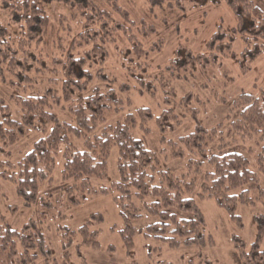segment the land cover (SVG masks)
Masks as SVG:
<instances>
[{"label":"trees","instance_id":"obj_1","mask_svg":"<svg viewBox=\"0 0 264 264\" xmlns=\"http://www.w3.org/2000/svg\"><path fill=\"white\" fill-rule=\"evenodd\" d=\"M96 1L0 0V12L7 20L6 26L0 23V80L12 89L11 99L21 112V117L15 120L7 103L0 98V181L14 187L24 207L37 205L42 209L38 220L27 221L18 231L13 230L0 213V264H37L40 259L45 264H56L42 230L41 220L45 213L57 206H65L69 210L94 197L108 195L113 196L123 223V227L110 230L117 232L131 259L133 240L138 233L171 250L198 249L196 258L187 264H213L202 250L213 248L214 239L206 232V221L195 198L214 200L228 213L231 222L242 227L236 207L238 203L253 205L254 202L245 197V192L236 195L234 191L256 182L257 172L264 173V88L259 89L256 95L241 92L227 116L236 138L244 141L254 139L256 173L251 170L246 157L235 152L224 153L221 145L215 153H207L211 143L222 135L219 132L221 125L207 131L198 122L196 109L185 111L195 121V130L191 134L177 142L167 141L164 137L160 139L164 145L161 152L166 158L185 161V166L178 173L163 170L159 154L148 150L138 134L147 136L151 121L164 135L181 124L173 109L178 103H189L191 96L178 97L175 89L169 86L170 80L165 78V72H169L170 78L175 75L172 79L184 80L187 75L193 76L200 67L217 64L218 57L213 53L219 51L224 55V48L228 55L226 58H234L231 46L238 36L243 50L237 62L241 73H248L251 64L264 55V13L250 0H206L212 5L221 1L232 14L235 25L229 36L223 31L215 32L203 52L198 54L190 49H177L175 58L165 68H159L160 72L151 80L145 60L150 53L162 50L161 40L148 47L143 44L156 34L153 26L140 23L134 31L141 39L134 34L131 36L130 31L113 18L117 16L124 25H134L127 12L118 5V0H104L110 12L101 9ZM52 2L75 11L76 24H81V31L68 45L62 44L60 32L56 44L52 41L61 57L52 63L63 70L61 94L50 86L41 95L24 97L21 95L35 87L30 73L46 69L47 52L44 53L50 25L47 6ZM13 26L21 28L20 36H11L9 30ZM90 27H96V30ZM120 33L122 37H128V49H120L117 42ZM31 47H35L34 52L29 53L27 50ZM79 49L82 53L78 52ZM118 52L122 56L120 62L125 75L133 78V83L139 86V93L155 96L157 89L162 92L168 109L159 116H154L148 109H137L134 114H126L122 119L109 123L124 110L121 94L130 90L129 85L118 84L117 78L105 67L110 55L117 56ZM129 55L132 57L128 58ZM88 66L93 70H88ZM90 89L91 94L84 96L83 93ZM60 97L74 124L62 122L50 112L51 102L59 105ZM220 101L224 102V99ZM234 115L236 117L231 120ZM29 131L40 133L42 138L17 163H11L8 160L10 148ZM113 149L117 151V180L108 189H96L94 181L108 178V159ZM58 159L62 160L61 180H72L75 185L60 194L42 195L40 188L52 179ZM258 193V199L264 204V192L259 190ZM142 212L156 218L157 222L136 231L131 223L143 218ZM64 218L65 214L61 213L59 220ZM92 219L76 231L59 225L56 234L65 259L78 238L81 246L99 248V231L95 229L98 221L95 217ZM254 222L256 237L250 246L235 236L231 237L241 264H264V251L261 249L264 217L255 216ZM129 264L136 263L131 261Z\"/></svg>","mask_w":264,"mask_h":264},{"label":"rangeland","instance_id":"obj_2","mask_svg":"<svg viewBox=\"0 0 264 264\" xmlns=\"http://www.w3.org/2000/svg\"><path fill=\"white\" fill-rule=\"evenodd\" d=\"M250 1L264 13V2L261 0ZM96 2L101 9L110 12V8L104 3V0H97ZM118 5L127 12L129 21L133 22L134 25L128 26L126 23L124 25L117 16H113V18L119 24H122L125 30H129L131 36L133 34L137 36L134 31L136 25L145 23L148 26H153L156 31L154 36L143 42L145 47H148L156 40H161L162 50L158 53H150L147 60H145L148 65L147 75L151 80L160 72L159 68H165L169 61L175 58L177 49L184 48L186 50L190 49L194 54L201 53L215 32L223 31L229 36L231 28L235 25L232 14L221 1H217L212 5L206 0H118ZM47 13L50 18V25L44 53L46 54L47 52L45 59L46 69L43 72L30 73L35 87L21 95L24 97L30 94L41 95L50 86L57 88L59 95L61 94L63 70L61 66L52 64L54 59L61 57L58 56V52L56 53L52 41L54 43L57 41V35L60 32L62 44L68 45L69 42L73 41L77 33L81 31V24H76L78 19L75 11L67 9L63 4L58 2L50 3L47 6ZM5 17V14L0 12V23L2 26L7 25ZM114 24L115 22L111 26ZM90 28L96 30V27ZM9 32L12 37H18L21 34V28L13 26ZM130 34L127 36H130ZM126 38L128 39V37H122L121 33L117 36L120 49L129 48L130 45ZM137 38L141 39L140 36H137ZM34 48L31 47L27 51L32 53ZM231 50L235 54L234 58H226L228 55L225 48L223 49L225 56L219 51L214 52L213 54L218 57L217 64L213 66L207 64L204 67H200L193 76L187 75L184 80L172 79L175 75H170V78L169 72L164 73L165 78L170 80L169 86L175 89L178 97L190 95L191 98L189 103H178L174 107L173 112L181 122L174 131L164 135L155 122L151 121L149 124L150 133L147 136L138 134L148 150L159 154L160 166L163 170L178 173L185 166V161L166 158L164 153L161 152L164 149V145L160 143L161 137H164L167 141L177 142L179 138L191 134L195 130V121L185 111L187 109H196L194 112L198 115V122L207 131L221 125L219 132L222 135L211 143L207 153H215L221 145L224 153L235 152L246 157L251 170L256 173L254 139L244 141L236 138L229 127L230 122L227 116L232 103L241 92L256 95L259 89L264 88V55L259 56L251 64L248 73L242 74L237 59L243 50V44L238 36L235 37ZM78 52L82 53V49H79ZM119 53L117 56L110 55V60L105 67L117 78L118 84H127L130 90L121 94L124 101V110L119 112L114 118H111L109 123L122 119L126 114H134L137 109H148L154 116H159L163 110L168 109L164 104L162 92L157 89L155 96L139 93V86L133 83V78L125 75L123 63L120 62L122 56ZM132 55H129L128 58H131ZM31 56L33 55L31 54ZM88 70L92 71L93 68L88 66ZM173 73L177 75V72ZM99 87L103 88L102 85H99ZM91 92L92 89L86 90L83 95L89 96ZM12 95V89L8 88L0 80V98L9 106L13 118L18 120L21 117V112L11 99ZM221 98L224 99V102L220 101ZM177 99L175 98V101ZM51 105L50 112L58 120L74 124L73 118L66 112L65 104L61 97L59 105H53L52 102ZM235 117L234 115L231 120ZM41 138L42 135L40 133L27 132L20 142L10 148L8 160L13 164L17 163L30 151L32 145ZM61 168L62 160L58 159L52 179L40 188L42 195H56L74 187L75 183L72 180L66 182L61 180L63 179ZM117 177V151L113 149L108 159V178L94 181V187L101 190L108 189L117 180ZM256 177V182L234 191L236 195L245 192V197L254 202L253 205L238 203L236 207L235 212L240 218L242 227H238L231 222L228 213L220 209L214 200L200 201L195 198L196 204L206 221V232L214 239L213 248L202 250L213 264H241L231 241L232 236H235L247 246H250L255 240L256 224L254 217H264V204L258 199V191L264 192V173L257 172ZM75 195V197H78L77 194ZM65 210V206L62 208L57 206L54 210L46 212L44 219L41 220L47 245L52 252L53 258L57 261L56 264H129L131 261L136 264H154L156 262L187 264L189 260L195 259L199 252L196 248L171 250L160 242L153 239H145L141 234L137 233L133 240L134 249L131 254L133 259H131L126 253L117 232L110 230L112 227H123L119 210L113 202L112 195L97 196L82 203L80 206ZM41 211V207L37 205L30 208L24 207L22 201L16 196L14 187L0 181V213L7 219L13 230H20L29 220H38V215ZM58 212L59 214H56ZM61 213L65 214L63 221L59 220ZM142 214L144 215L143 218L131 223L136 231L144 230L147 226L157 222L156 218L145 215L143 212ZM92 217H95L98 221L95 229L99 231V248L91 249L90 247L81 246V240L78 238L73 243L68 258L65 259L60 240L56 234L57 228L60 225L76 231L85 225L87 221L93 220L94 218L92 219ZM261 245V249L264 251V239ZM76 246L80 247L77 249ZM37 264L45 263L43 259H40Z\"/></svg>","mask_w":264,"mask_h":264}]
</instances>
